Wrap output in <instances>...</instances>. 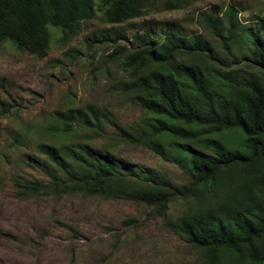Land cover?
<instances>
[{"label": "trees", "instance_id": "trees-1", "mask_svg": "<svg viewBox=\"0 0 264 264\" xmlns=\"http://www.w3.org/2000/svg\"><path fill=\"white\" fill-rule=\"evenodd\" d=\"M193 1L0 0V45L10 43L42 58L49 27L68 40L97 15L118 26L147 9L173 12ZM202 23L218 42L217 52L200 37L192 46L171 34L157 43L150 33L135 31L128 39L130 49L119 46L108 57L127 75L121 93L149 117L148 133L125 131V139L154 149L170 140L188 177L185 185L176 188L136 171L104 148L85 145L76 151L40 144L44 160L29 161L49 182L17 179L14 186L24 195L125 200L159 213L180 196L187 209L172 227L198 251L197 264H264V27H244L233 6L226 7L224 20L214 12ZM6 104L0 100V116L9 114ZM56 120L62 125L59 132L67 135L75 129L100 130L108 119L88 109L59 113ZM228 133L235 138L226 148L212 147L209 136Z\"/></svg>", "mask_w": 264, "mask_h": 264}, {"label": "rangeland", "instance_id": "rangeland-1", "mask_svg": "<svg viewBox=\"0 0 264 264\" xmlns=\"http://www.w3.org/2000/svg\"><path fill=\"white\" fill-rule=\"evenodd\" d=\"M227 6L236 7L244 27H264V0H195L173 12L147 9L140 18L118 26L105 24L97 15L82 22L80 32L68 40L49 27V47L42 58L10 43L0 45V100L9 107V114L0 116V264L199 262L198 251L172 227L187 209L185 198L179 196L159 213L125 200L24 195L14 181L49 182L29 161L44 160L37 149L40 144L76 151L88 145L104 148L136 171L156 175L176 188L185 185L188 177L170 140L163 139L154 149L125 139V131L137 136L148 133L149 117L121 93L127 75L108 57L119 46L130 49L128 39L135 31L150 33L157 43L171 34L192 46L200 37L217 52L219 44L202 22L214 12L224 20ZM262 33L264 37V29ZM88 109L105 113L108 120L100 130L59 132L57 114ZM234 138L228 133L208 140L222 149ZM203 150L213 153L212 148Z\"/></svg>", "mask_w": 264, "mask_h": 264}]
</instances>
